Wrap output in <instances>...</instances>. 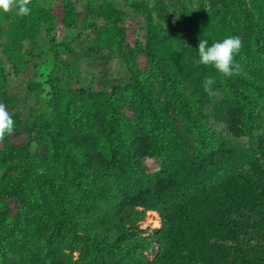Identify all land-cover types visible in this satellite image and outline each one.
<instances>
[{"label": "trees", "instance_id": "trees-1", "mask_svg": "<svg viewBox=\"0 0 264 264\" xmlns=\"http://www.w3.org/2000/svg\"><path fill=\"white\" fill-rule=\"evenodd\" d=\"M157 4L165 27H149L144 45L124 47L110 8L96 14L104 22L95 37L82 40L88 55L122 59L127 80L72 96L49 75L54 108L29 121L39 127L36 138L23 149L11 141L16 126L5 137L0 264H264V64L254 61L264 62V0ZM69 5L60 25L73 29ZM29 7L26 16L0 12V101L7 106L15 101L6 92L10 76L23 72L31 52L26 41L42 25L50 39L54 22L35 0ZM229 35L243 44L234 57L238 75L196 64L201 39L210 46ZM208 76L213 95L203 89ZM77 124L84 134L74 132ZM148 159L158 162L154 174ZM152 211L160 228L146 235L140 224Z\"/></svg>", "mask_w": 264, "mask_h": 264}, {"label": "rangeland", "instance_id": "rangeland-1", "mask_svg": "<svg viewBox=\"0 0 264 264\" xmlns=\"http://www.w3.org/2000/svg\"><path fill=\"white\" fill-rule=\"evenodd\" d=\"M69 1L35 0L39 7L48 12L54 22L52 29H48L50 39L46 37L47 27L42 25L37 29L38 37L26 41L27 46L32 44L27 64L18 77L11 75L9 79L6 92L15 101L11 106L6 105V107L18 128L11 140L15 143L16 148L24 149L37 136L36 131L39 129L37 123L30 124L28 127L29 121L31 122V119H35L41 114L48 115L54 108L52 95L46 85L49 75H55L60 81V89L72 96L81 89L88 90L91 85L108 84L118 80L125 81L131 76L130 70L122 59L117 56H110L106 60L99 59L95 55L86 54V48L82 45V40H85L86 37L89 39L95 37V34L92 33L93 30L101 28L102 22H104L103 18L96 17L101 8H110L118 13L119 30L125 34L124 47L133 48L136 42L144 45L148 40L149 27L153 25L165 27L164 21H159L160 14L156 11L157 3L164 2V0ZM190 1L197 6L201 0ZM69 4H72V11L68 16L76 18L73 29L62 28L60 25L64 18L62 17L65 12L64 8L67 5L70 6ZM108 11L110 10H104V12ZM44 14L46 15V13ZM211 31L212 28H202L203 35H208ZM219 36L221 35L219 34ZM254 61L256 64H264L263 60ZM134 62L140 72L144 71L145 59L143 57H137ZM8 71H10L9 66L8 69L6 68V73ZM127 100L129 103V98ZM0 103L2 102L0 101ZM125 111L131 116L128 110ZM140 113L143 116L146 115L141 110ZM144 121L145 119L141 122L144 123ZM212 123L216 131L225 135L221 124ZM72 127L75 128L74 132L76 133L84 134L85 132L83 124L72 125ZM28 128H33L34 133L30 134ZM123 129L128 134L127 129ZM2 146L3 143H0V150ZM92 147L95 148V145ZM146 166L147 174H154L159 170L158 162L152 159L147 160ZM15 210L16 206H12L11 213H15ZM140 228L145 231L146 235L154 234L160 228L159 215L154 211L148 212L145 221L140 224ZM147 256L154 259L156 252L147 253Z\"/></svg>", "mask_w": 264, "mask_h": 264}, {"label": "clouds", "instance_id": "clouds-1", "mask_svg": "<svg viewBox=\"0 0 264 264\" xmlns=\"http://www.w3.org/2000/svg\"><path fill=\"white\" fill-rule=\"evenodd\" d=\"M31 0H0V12L9 13L13 9L18 16L30 14ZM242 40L235 35H229L220 41L209 46L206 39H201L198 44L197 65L212 66L218 73L226 78L238 75L241 66L234 62V57L242 48ZM215 79L211 76L205 77L203 89L209 95H213L212 85ZM15 130V121L9 113L5 104L0 103V143H3L6 136H11Z\"/></svg>", "mask_w": 264, "mask_h": 264}]
</instances>
